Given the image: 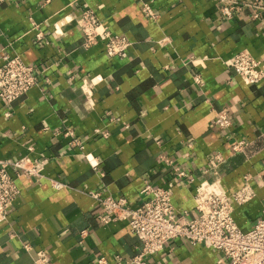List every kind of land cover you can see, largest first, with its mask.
<instances>
[{
	"label": "crops",
	"instance_id": "1",
	"mask_svg": "<svg viewBox=\"0 0 264 264\" xmlns=\"http://www.w3.org/2000/svg\"><path fill=\"white\" fill-rule=\"evenodd\" d=\"M143 1L156 17L143 11ZM237 1L241 9L232 19L220 14L217 0L0 4V65L5 54L18 55L39 74L38 84L11 104L0 98V161L48 159L45 178L15 177L19 193L0 223V264H36L39 249L51 264L129 258L140 243L128 221H102L88 192L124 196L129 206L140 207L145 180L171 187L177 212L188 216L196 214L194 193L203 183L219 178L227 194L248 185L253 196L233 201L234 220L248 230L264 215V81L249 84L225 62L246 49L264 67V11L253 19L252 0ZM86 7L131 40L125 58L108 56L102 42L84 47L76 18ZM221 108L232 117L226 128L214 124ZM66 129L82 148L69 144ZM239 140L246 146L234 151ZM217 152L223 161L214 173ZM161 153L194 180L176 181ZM48 177L66 185L55 188ZM147 261L229 264L220 250L184 238L167 240Z\"/></svg>",
	"mask_w": 264,
	"mask_h": 264
},
{
	"label": "built area",
	"instance_id": "2",
	"mask_svg": "<svg viewBox=\"0 0 264 264\" xmlns=\"http://www.w3.org/2000/svg\"><path fill=\"white\" fill-rule=\"evenodd\" d=\"M5 0H0V4ZM220 14L226 19L236 17L241 4L237 0H217ZM253 6L251 17L258 19L264 11V2L252 0L248 2ZM143 11L151 17L157 14L150 3L143 1ZM76 22L83 34V45L89 47L102 42L105 53L110 56L125 58L131 40L125 34L113 33L109 27L97 16L94 9L83 8ZM40 38L42 33L36 32ZM235 72L249 84L264 81V67L260 60L255 58L248 50L243 49L225 60ZM193 80L201 81L199 73L193 74ZM39 74L34 65L25 63L18 55L5 54L0 65V98L11 104L28 90L38 84ZM232 123V117L227 108L216 111L214 124L219 128H226ZM104 135L107 132H102ZM64 135L69 136V144L82 148L81 141L71 129H66ZM246 146L244 140L233 143L234 151H241ZM211 168L218 173L217 166L223 161V156L214 154ZM159 158L174 170L176 181H193L188 177L185 169L176 165L164 153ZM48 159L21 156L14 160L0 161V223L6 220L10 204L19 193L16 176L34 177L36 180L45 178L44 168ZM14 169V174L9 168ZM95 168V166H93ZM209 171V167L206 169ZM55 188H62L66 184L53 177H48ZM90 196L100 207L99 218L104 222L116 219L128 221L131 232L139 241V248L129 258L117 255L111 264H148V256L162 249L163 244L172 238H184L190 244H201L220 250L227 258L229 264H242L248 257H254L253 264H264V215L258 218L248 230L241 229L233 217V201L244 202L253 196L252 189L245 185L234 193L227 194L220 186V179L216 178L199 186L194 193V208L196 214L188 216L184 210L177 212L172 202V189L145 180L140 194L144 197L140 207L128 205L124 196L113 197L102 195L98 191H89ZM28 251L32 248L31 242L23 243ZM36 264H51L48 253L39 249L36 251ZM95 264H108L105 256H97Z\"/></svg>",
	"mask_w": 264,
	"mask_h": 264
}]
</instances>
